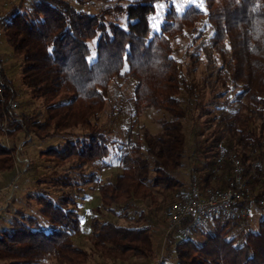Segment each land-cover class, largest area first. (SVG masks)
<instances>
[{"label": "trees", "instance_id": "1", "mask_svg": "<svg viewBox=\"0 0 264 264\" xmlns=\"http://www.w3.org/2000/svg\"><path fill=\"white\" fill-rule=\"evenodd\" d=\"M170 1L116 0V5L88 14L68 0H35L25 12L11 9L0 16L6 42L14 55L22 57L21 83L34 99L46 104L43 121L39 114H17L15 94L0 62L4 85L0 136L11 141L19 135L69 139L64 149L50 148L39 157L75 174V182L68 176L62 180L71 193H81L80 185L87 183L97 186L101 205L90 218L86 239L93 254L105 261L153 257L146 217L133 218L129 213L135 202L148 204L151 214L158 212L161 202L166 207V192L184 186L176 177L185 152L183 121L190 117L194 121V113L205 118L204 130L215 124L222 131H213L211 140L195 150L190 177L195 174L211 184L215 159L222 150L241 161L251 189L263 195L264 0H204L203 8L189 5L183 11L169 6L154 31L157 4ZM205 28L210 31L206 39ZM187 30L193 43L186 52L191 68L184 79L172 41ZM199 50L209 58L201 82L192 76ZM116 81L132 83L133 121L127 140L117 144L121 172L113 182L99 184L86 168L107 165L104 159L110 154L111 142L99 121ZM182 93L190 106L184 105ZM61 98L65 101L51 104ZM146 109L167 117L157 121L160 131L156 135L134 138L133 128ZM15 164V146L0 142V172L13 170ZM228 168L225 162L224 169ZM71 193L59 195L56 201L36 198L40 214L50 224L47 233L21 223L1 232L0 264H86L90 253L75 247L72 240L81 235V218ZM166 208L163 217L167 221ZM102 210L120 212L125 225L103 220ZM245 223L217 220L193 231L187 241L181 240L179 228L171 229L161 264H169L166 261L172 255V264H264V218L256 232L235 233ZM196 235L200 240H195Z\"/></svg>", "mask_w": 264, "mask_h": 264}, {"label": "rangeland", "instance_id": "2", "mask_svg": "<svg viewBox=\"0 0 264 264\" xmlns=\"http://www.w3.org/2000/svg\"><path fill=\"white\" fill-rule=\"evenodd\" d=\"M35 0H0V16L4 15L11 9L14 11L25 12L29 9ZM78 10L88 14H95L106 7L116 5V0H68ZM189 5L199 8L204 7V0H172L169 3L160 2L157 4V13L152 18V28L158 31L162 22L164 12L169 6L175 7L178 11H183ZM122 22V21H121ZM210 34L208 28H205L203 38L206 39ZM192 34L189 30L184 34L175 38L173 43V55L178 61L184 79L186 70L191 68V63L186 56V52L190 49L193 41ZM94 47V41L90 43ZM94 58V52L90 60ZM199 60L195 71L192 72L194 80L201 82L205 76V67L209 62L204 53L199 50L197 53ZM0 62L1 69L6 79L11 83L15 94V105L13 106L17 114L22 115H40L43 121L46 116V104L40 99H34L30 90L21 83L22 57L13 54L11 47L6 42L3 32L0 30ZM132 91V83L130 81H116L109 90V101L106 105V111L100 117V124L107 133L110 144V154L104 159L107 164L105 167L97 164L95 167H87L86 172L94 173L97 183L113 182L116 176L121 172L120 165L117 161V144L127 140V134L130 130L133 118L131 116L132 103L130 100ZM184 105L190 106L187 96L182 93L180 96ZM208 98V94L204 93V99ZM61 98L53 101L51 104L64 102ZM212 110L211 107H207ZM220 112V111H219ZM217 112L216 115L219 114ZM167 115L154 109H146L138 118V123L133 128L134 138L152 137L160 131L157 123L160 119H166ZM193 121L187 118L183 121L185 134V152L183 156V165L176 174L178 180L184 183L179 190L168 191L164 200L166 207L170 203H174L179 199L181 193L186 189L191 172L194 167L193 154L195 150L204 146V141H210L213 131H222L220 126L212 125L210 130H204V117L198 118L194 113ZM217 124V123H216ZM200 135L195 137V133ZM69 139L66 136H51L49 138L39 140L33 136L25 137L19 135L15 141L0 136V142L9 148L15 146L16 164L11 171L0 172V234L3 231L12 229L14 223H21L24 226H31L33 229L47 233L50 230V224L39 212L40 207L36 202V198L45 196L51 201H56L58 196L65 193H71L70 188L62 186V180L65 176L71 178V182H75V174L65 169L53 167L42 161L39 153L50 149H64ZM144 156L150 158L146 152ZM152 176V175H151ZM80 182V181H77ZM83 190L81 193H71V197L76 203L81 218V235L73 238L75 247L90 253L86 264H161L165 256V247L168 242L167 235L171 232L168 222L164 219L163 202L162 207L157 212L151 214L148 204L142 202L134 203V210L129 213L133 218H138L144 214L146 217V225L151 228V236L154 244V255L149 260L130 259L124 263H114L99 259L93 254L91 247L87 241L90 234L89 222L90 218L95 214L94 210L100 207V196L97 186L92 183L80 185ZM161 201V198H160ZM253 215L250 220L245 223L242 229H238L235 233L245 236L249 233L256 232L260 220L264 218V208L252 206ZM102 219L119 225H125L121 218V213H110L102 210ZM31 220V222H30ZM179 239V238H178ZM195 240H200L196 235ZM175 261L174 255L167 259L166 263L172 264ZM44 264H56L54 262Z\"/></svg>", "mask_w": 264, "mask_h": 264}, {"label": "built area", "instance_id": "3", "mask_svg": "<svg viewBox=\"0 0 264 264\" xmlns=\"http://www.w3.org/2000/svg\"><path fill=\"white\" fill-rule=\"evenodd\" d=\"M3 86L0 76V96ZM225 162L229 163L228 169H224ZM253 205L264 208V189L263 195L253 191L244 177L241 161L227 157L220 150L212 170L211 184L203 183L193 174L179 199L166 208L165 215L169 229L179 228L181 240L187 241L193 231L204 229L217 220H250Z\"/></svg>", "mask_w": 264, "mask_h": 264}]
</instances>
